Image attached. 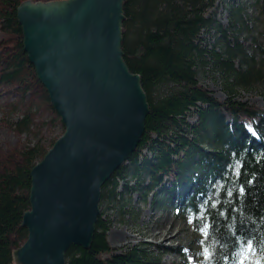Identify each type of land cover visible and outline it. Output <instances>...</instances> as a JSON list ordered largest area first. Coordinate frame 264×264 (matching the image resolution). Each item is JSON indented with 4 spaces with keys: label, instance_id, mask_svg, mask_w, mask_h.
Here are the masks:
<instances>
[{
    "label": "trees",
    "instance_id": "obj_1",
    "mask_svg": "<svg viewBox=\"0 0 264 264\" xmlns=\"http://www.w3.org/2000/svg\"><path fill=\"white\" fill-rule=\"evenodd\" d=\"M220 1H124L123 60L129 72L140 77L149 114L135 152L101 188L103 210L91 246L70 247L66 264H161L160 256L145 243L111 248L104 217L106 208L124 213L125 195L155 188L171 197L180 192L170 208L200 236V264H239L241 258L244 264H264V110L236 99L239 91L264 94V26L263 43L240 41L241 31L247 30L234 24L241 22L242 5L233 0L225 4L230 22L222 29L213 15ZM18 5L16 0H0L1 30L19 39L18 53L0 68V80L26 85L24 68L38 81L22 51ZM252 7L264 15V0H253ZM204 68L218 75L225 101L198 83V72ZM162 89L165 92L159 94ZM44 98L49 103L45 91ZM31 117L28 111L15 128L26 131ZM46 152L40 144L27 147L10 169L0 173V264H12L13 250L26 240L20 224L29 209L30 171ZM145 176L150 181L146 188ZM127 179L134 182L131 188ZM245 241L252 243L251 252Z\"/></svg>",
    "mask_w": 264,
    "mask_h": 264
},
{
    "label": "water",
    "instance_id": "obj_2",
    "mask_svg": "<svg viewBox=\"0 0 264 264\" xmlns=\"http://www.w3.org/2000/svg\"><path fill=\"white\" fill-rule=\"evenodd\" d=\"M125 0L24 1L22 51L59 118L62 135L30 171L27 233L12 264H66L91 246L102 186L127 163L149 105L121 50Z\"/></svg>",
    "mask_w": 264,
    "mask_h": 264
},
{
    "label": "rangeland",
    "instance_id": "obj_3",
    "mask_svg": "<svg viewBox=\"0 0 264 264\" xmlns=\"http://www.w3.org/2000/svg\"><path fill=\"white\" fill-rule=\"evenodd\" d=\"M24 1L45 3L54 0H16L17 4ZM233 1L242 5L241 22L234 26L241 31L244 25L247 30L241 31L240 41L251 42L254 39L263 43L261 29L264 26V15L261 16L252 7L253 0ZM229 3H231L229 0H221L213 11L214 20L222 29H227L230 22L228 9L225 6ZM208 41L213 44L215 38H210ZM18 42L16 36L3 32L0 25V68L18 53ZM23 73L27 78L26 85L0 80V173L10 169L18 161L19 154L27 147L40 144L48 151L63 133L59 118L51 110L50 104L45 102L42 86L31 77L32 73L28 68H24ZM197 81L215 99L220 102L225 101L226 96L218 75L209 68L198 72ZM26 87L28 91L25 90ZM163 90H160L159 94L165 92ZM260 93L239 91L236 99L264 110V94ZM28 111L32 116L30 127L26 131L22 128L16 129L15 123ZM194 122L195 120L190 121V123ZM246 128L251 137H255L249 124H246ZM142 154L147 155L146 152ZM127 181L131 188L134 182L130 179ZM149 183V177L145 176L142 185L146 188ZM122 185L120 180L119 193L123 192ZM164 185L168 186V183ZM177 193L171 197L156 188L150 192H131L124 196L128 202L122 215L115 209L106 208L104 217L110 226L107 232L109 246L117 250L145 243L149 245L150 252L154 256H160L161 264H200V248L197 244L200 236L194 235L189 222L176 217L170 208L172 203L176 205L180 199V192ZM166 198L171 199L172 202L165 203ZM102 210L103 208L100 209ZM163 228H170L165 236L158 234Z\"/></svg>",
    "mask_w": 264,
    "mask_h": 264
},
{
    "label": "snow or ice",
    "instance_id": "obj_4",
    "mask_svg": "<svg viewBox=\"0 0 264 264\" xmlns=\"http://www.w3.org/2000/svg\"><path fill=\"white\" fill-rule=\"evenodd\" d=\"M250 131H251V129H250ZM253 134H255V133L253 132ZM240 191L243 192L244 189L241 188ZM200 231L203 233V232H204V229L201 228ZM205 235H207V233H205ZM244 243L247 245L248 251L251 252L252 249H253V245H252V243H251L250 241H245ZM239 264H244V259H243V258H241V259L239 260Z\"/></svg>",
    "mask_w": 264,
    "mask_h": 264
},
{
    "label": "bare ground",
    "instance_id": "obj_5",
    "mask_svg": "<svg viewBox=\"0 0 264 264\" xmlns=\"http://www.w3.org/2000/svg\"><path fill=\"white\" fill-rule=\"evenodd\" d=\"M170 230V228H163V231L158 233L159 235L165 236L166 231ZM164 241V240H162Z\"/></svg>",
    "mask_w": 264,
    "mask_h": 264
}]
</instances>
